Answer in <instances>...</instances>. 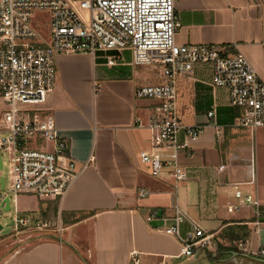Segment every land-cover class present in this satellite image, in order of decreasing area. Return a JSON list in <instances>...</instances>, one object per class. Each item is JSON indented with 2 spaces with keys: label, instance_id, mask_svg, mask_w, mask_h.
<instances>
[{
  "label": "crops",
  "instance_id": "1",
  "mask_svg": "<svg viewBox=\"0 0 264 264\" xmlns=\"http://www.w3.org/2000/svg\"><path fill=\"white\" fill-rule=\"evenodd\" d=\"M263 3L176 0L177 43H235L264 79ZM133 57L131 49L101 52L97 58L84 53L58 56V80L42 112L55 117L80 176L59 201L61 226L55 224V231L49 222L50 228L22 232L0 256V264H133L135 250L141 264H204L199 253L179 257L181 237L163 230L172 221L147 220L153 210L171 220L176 205L188 214L181 236L196 224L217 235L228 224L248 223L251 237L243 241L242 253L231 256L233 264H264L259 254L264 249L263 218L257 220L255 213L238 216L244 207L228 210L238 205L233 190L239 183L257 193L264 209L257 143L248 144L246 129L235 126L237 111L229 105V90L212 87L210 63H197L191 72L178 76V115L185 124L206 125V133L190 151L180 154L189 175L184 182L177 183L168 173L154 176L140 153L151 149L148 124L159 101L137 98L135 92L165 79L160 64H134ZM109 59L114 63L108 64ZM213 108L217 116L211 120L208 113ZM221 165H226L224 170ZM141 189L148 194L142 197ZM53 201L41 205V220ZM74 215L82 218L69 221ZM49 220L54 221V209Z\"/></svg>",
  "mask_w": 264,
  "mask_h": 264
},
{
  "label": "built area",
  "instance_id": "2",
  "mask_svg": "<svg viewBox=\"0 0 264 264\" xmlns=\"http://www.w3.org/2000/svg\"><path fill=\"white\" fill-rule=\"evenodd\" d=\"M175 5L176 0H0V96L8 106L0 108V233L5 213L12 209V194L60 201L80 176L69 141L60 135L55 117L42 112L58 80L61 54L84 53L97 58L101 52L131 49L134 64L163 66L164 82L140 86L135 92L137 98L159 101L148 124L153 133L151 149L140 153L154 176L168 173L177 183L184 182L189 175L180 163V154L190 151L206 133V125L185 124L178 115L177 78L191 72L197 63L212 65L214 89L229 90V105L237 111L235 126L255 133L264 127L261 74L236 50L235 43L178 44L180 22ZM39 13L50 14L48 34L37 24ZM216 116L215 108L209 111V119ZM225 167L221 165L220 170ZM240 185L233 190L238 205L228 210L251 204L257 220L264 218L260 200L245 195ZM147 194L140 190L142 197ZM175 210L171 220L161 217L159 210H153L147 220L172 221L163 230L181 237L179 257L214 250L215 234L198 224L181 236V224L188 214L178 205ZM33 219L16 214L13 224L26 227L16 235L30 229ZM57 223L61 226L62 222ZM45 228L50 224L39 218L36 229ZM240 246L244 249L243 242ZM259 254L264 256V249ZM131 258L133 264H141L138 251H132Z\"/></svg>",
  "mask_w": 264,
  "mask_h": 264
},
{
  "label": "rangeland",
  "instance_id": "3",
  "mask_svg": "<svg viewBox=\"0 0 264 264\" xmlns=\"http://www.w3.org/2000/svg\"><path fill=\"white\" fill-rule=\"evenodd\" d=\"M36 21L37 24L42 27L43 32L48 34L49 28H50V14L49 13H39L36 15ZM163 69V66L160 65ZM163 71V70H162ZM136 96V95H135ZM6 102L4 99L0 96V108H7ZM246 129V128H244ZM244 134V138L248 142V144L257 143V150H258V156H259V170H258V176H259V191L262 190L264 192L263 182H264V158L262 157V150L264 149V127L259 128L257 130V133L253 132L251 129H246ZM7 161V159H6ZM4 175L7 179V171L4 172ZM236 180H239L238 177H235ZM241 184V183H239ZM240 188L244 190V187L242 184L240 185ZM255 189V187H253ZM245 195L246 194H252L254 198H257V193L255 191L248 192L244 190ZM261 192V191H260ZM42 201H46L43 199L38 198L34 195H28V194H19L17 196L11 195V203H12V209L5 213V217L3 220L4 229L0 233V256L5 254L7 251L10 250V243L13 242L16 238L22 237L23 234H17L18 231L24 230L26 227L23 226H16L14 224H11L13 221V217L16 214H19L20 217H28L31 216L35 217V220H31L30 226L28 228H36V223L40 218V207L42 205ZM248 206L250 207H244L241 209V212L238 216L240 217H251L255 213V207L251 204ZM254 207V208H253ZM236 214V213H235ZM57 227L54 226V230L56 231ZM55 233V232H54ZM17 242V240L15 241ZM239 249L241 250V246L239 243ZM242 252V250H241ZM250 261V259L248 258Z\"/></svg>",
  "mask_w": 264,
  "mask_h": 264
},
{
  "label": "trees",
  "instance_id": "4",
  "mask_svg": "<svg viewBox=\"0 0 264 264\" xmlns=\"http://www.w3.org/2000/svg\"><path fill=\"white\" fill-rule=\"evenodd\" d=\"M45 204L46 201H42ZM58 205L59 200L54 199L53 202L48 204L47 210L41 213L42 221L45 223H52L55 225L58 218ZM54 209V221H50V214ZM74 214V213H73ZM64 222H77L82 216H75L68 221L66 216H63ZM49 223V224H50ZM252 230L248 223H231L226 225L214 237L215 249H203L199 251L200 261L204 264H233L232 255L242 253L239 249L240 242H246L251 237ZM202 264V263H201Z\"/></svg>",
  "mask_w": 264,
  "mask_h": 264
},
{
  "label": "water",
  "instance_id": "5",
  "mask_svg": "<svg viewBox=\"0 0 264 264\" xmlns=\"http://www.w3.org/2000/svg\"><path fill=\"white\" fill-rule=\"evenodd\" d=\"M262 221H264V218L263 219H261ZM11 224H13V222L11 223Z\"/></svg>",
  "mask_w": 264,
  "mask_h": 264
}]
</instances>
